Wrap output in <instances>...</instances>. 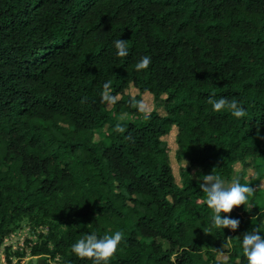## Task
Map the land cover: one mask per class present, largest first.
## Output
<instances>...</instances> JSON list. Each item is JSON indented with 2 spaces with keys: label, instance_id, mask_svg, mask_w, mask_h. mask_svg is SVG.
Returning <instances> with one entry per match:
<instances>
[{
  "label": "trees",
  "instance_id": "obj_1",
  "mask_svg": "<svg viewBox=\"0 0 264 264\" xmlns=\"http://www.w3.org/2000/svg\"><path fill=\"white\" fill-rule=\"evenodd\" d=\"M209 96L245 116L213 111ZM173 126L178 181L163 139ZM210 173L253 188L222 213L235 230L211 223L199 189ZM261 194L264 0H0V247L27 226L48 264H93L70 245L119 230L107 264H246L240 235L264 234Z\"/></svg>",
  "mask_w": 264,
  "mask_h": 264
},
{
  "label": "clouds",
  "instance_id": "obj_2",
  "mask_svg": "<svg viewBox=\"0 0 264 264\" xmlns=\"http://www.w3.org/2000/svg\"><path fill=\"white\" fill-rule=\"evenodd\" d=\"M113 47L116 55L125 56L128 53L126 40L120 37L113 40ZM151 63L150 55L141 56L135 63L136 70L146 69ZM108 82H104V92L101 99L114 102L115 97L107 93ZM213 111H219L224 107L231 109V115L237 118L245 116L247 109L240 104L237 99L229 100L227 97H208ZM138 110H143V99L137 100ZM117 130H121L118 123ZM199 189L205 194L207 206L211 209V223L218 228L237 229L239 219L223 215L229 213L233 206H239L248 200V196L253 192V188L248 183H240L238 176H233L230 181L222 179L219 175L204 174L199 180ZM122 239V233L119 230L105 232L98 236L95 232L84 233L73 242L71 251L77 257L93 258V264H107L108 259L117 249V245ZM240 247L246 257V264H264V234L253 229L240 235Z\"/></svg>",
  "mask_w": 264,
  "mask_h": 264
},
{
  "label": "rangeland",
  "instance_id": "obj_3",
  "mask_svg": "<svg viewBox=\"0 0 264 264\" xmlns=\"http://www.w3.org/2000/svg\"><path fill=\"white\" fill-rule=\"evenodd\" d=\"M125 92L134 95L138 91L133 86L130 85ZM118 98V95L115 97V99ZM141 99L144 101V108L143 112H148L151 109L154 108L153 100H152V94L148 91H145L141 94ZM108 108L111 107V104L108 103ZM116 117H119V115L114 114ZM129 117V116H128ZM130 118V117H129ZM175 134H176V128L173 126L171 130L163 135V139L166 142V145L168 147V152L170 156V163L173 169V172L175 174V178L178 181L179 180V168L180 166H186L187 161L186 160H177L176 158V149L177 145L175 142ZM250 173V170H248V174ZM192 176H194V173H191ZM261 200L264 202V195L261 194ZM43 230V228H40ZM37 231V230H36ZM36 231L28 228L27 226H22L17 231L10 234L3 242V245L0 247V264H7L5 259V249L4 245H7L11 251L15 252V254H11L10 259L12 263L19 260L20 264H48L52 263V261L43 255H33L30 252L29 245L34 241ZM39 231V230H38ZM219 257H224L223 254H219Z\"/></svg>",
  "mask_w": 264,
  "mask_h": 264
}]
</instances>
